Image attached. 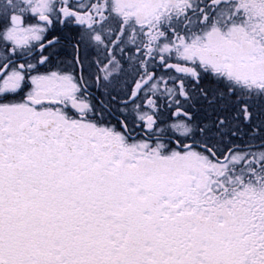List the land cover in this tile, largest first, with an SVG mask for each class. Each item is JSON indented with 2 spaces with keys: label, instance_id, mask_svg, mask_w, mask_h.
<instances>
[{
  "label": "snow or ice",
  "instance_id": "6c2138e0",
  "mask_svg": "<svg viewBox=\"0 0 264 264\" xmlns=\"http://www.w3.org/2000/svg\"><path fill=\"white\" fill-rule=\"evenodd\" d=\"M0 264H264V0H0Z\"/></svg>",
  "mask_w": 264,
  "mask_h": 264
},
{
  "label": "flooded vegetation",
  "instance_id": "af4514ba",
  "mask_svg": "<svg viewBox=\"0 0 264 264\" xmlns=\"http://www.w3.org/2000/svg\"><path fill=\"white\" fill-rule=\"evenodd\" d=\"M75 1H81V0H75ZM50 31L52 30L50 29ZM54 34L58 35L61 39V44L57 48V51L59 53L58 58L64 60H71L74 53L69 42L73 41V37L77 36L78 32L73 28H65L57 24ZM48 38L50 39L51 37L49 36ZM80 55L81 58L85 60L86 66L89 61L92 62L95 61L96 54L94 51H89L82 48ZM44 70H46L45 67H41V71ZM90 71L92 72V78L88 87L91 93V101L93 105L96 107L97 110L103 108L106 113V118L111 120L113 124L119 127L118 121L124 119V114L122 113L121 109L123 108L122 101L127 99V97L124 95L125 90L128 88V85L125 83L127 77L120 76L118 79H115L112 82V84L108 85L107 87L103 86V84L98 86L97 83L95 82V76H96L95 67H92ZM77 74H79V69L77 70ZM159 74L160 72H157V75Z\"/></svg>",
  "mask_w": 264,
  "mask_h": 264
},
{
  "label": "rangeland",
  "instance_id": "374dc122",
  "mask_svg": "<svg viewBox=\"0 0 264 264\" xmlns=\"http://www.w3.org/2000/svg\"><path fill=\"white\" fill-rule=\"evenodd\" d=\"M70 4H72L74 7L78 6L79 4L82 3H87V0H81V1H75V0H68ZM57 2V7L60 6V0H56Z\"/></svg>",
  "mask_w": 264,
  "mask_h": 264
}]
</instances>
